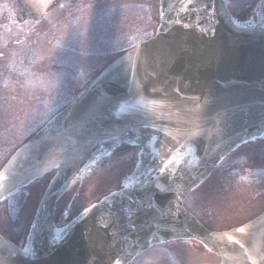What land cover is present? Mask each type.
Returning a JSON list of instances; mask_svg holds the SVG:
<instances>
[{
  "label": "water",
  "instance_id": "obj_1",
  "mask_svg": "<svg viewBox=\"0 0 264 264\" xmlns=\"http://www.w3.org/2000/svg\"><path fill=\"white\" fill-rule=\"evenodd\" d=\"M263 135L264 0L257 21L242 24L225 0H160L155 35L110 63L0 169L1 201L57 168L26 245L0 235V264H126L179 238L201 242L222 264H264V211L213 231L183 206L230 151ZM121 142L141 146L131 181L56 228L55 201L89 169L93 147L103 155Z\"/></svg>",
  "mask_w": 264,
  "mask_h": 264
},
{
  "label": "flooded vegetation",
  "instance_id": "obj_2",
  "mask_svg": "<svg viewBox=\"0 0 264 264\" xmlns=\"http://www.w3.org/2000/svg\"><path fill=\"white\" fill-rule=\"evenodd\" d=\"M43 5L0 0V121L25 122L29 111L37 110L41 126L110 62L153 36L159 23V0ZM104 159L97 157L94 169L102 168ZM83 206H55V224L68 223ZM202 263L194 246L176 240L151 246L127 264Z\"/></svg>",
  "mask_w": 264,
  "mask_h": 264
},
{
  "label": "rangeland",
  "instance_id": "obj_3",
  "mask_svg": "<svg viewBox=\"0 0 264 264\" xmlns=\"http://www.w3.org/2000/svg\"><path fill=\"white\" fill-rule=\"evenodd\" d=\"M39 1L46 5L49 0ZM226 3L230 13L241 18L254 14L258 0H226ZM37 114V110L29 111L28 119L20 123L0 121V168L37 131ZM123 146L112 153L108 167L87 172L65 194L62 201L72 200L77 194V206L83 203L84 198L92 199L115 189L118 178L122 174L127 175L133 162L131 157L120 154V149H126ZM52 175L53 172L48 175L49 178ZM47 182L48 177L45 175L0 202V234L3 237L20 244L28 233ZM183 204L206 227L215 230L236 226L264 210V136L243 143L228 154L187 195ZM200 256L202 264H219L213 253Z\"/></svg>",
  "mask_w": 264,
  "mask_h": 264
},
{
  "label": "snow or ice",
  "instance_id": "obj_4",
  "mask_svg": "<svg viewBox=\"0 0 264 264\" xmlns=\"http://www.w3.org/2000/svg\"><path fill=\"white\" fill-rule=\"evenodd\" d=\"M121 111H124V108L123 107L121 108ZM153 139H155V138L153 137ZM254 139H255V137H254ZM156 187H158V188L160 187L159 182H157ZM133 203H139L141 207L144 206L143 201H133ZM147 207L148 208H152L153 207V205L151 204L150 201H149ZM90 211H91L90 209H85L84 212L81 213L80 215L83 216V217H87L90 214ZM128 211L129 212L131 211V205L129 206ZM129 223L130 224L132 223L131 219L129 220ZM132 226L135 227V225H132ZM237 231L240 232V233H243L245 231V229L240 228V229H237ZM59 239H60V234L57 233V241H59ZM228 240L229 241H232L233 243H239V241L233 240V237L232 236H229L228 237ZM145 243L147 244L148 242L146 241ZM240 247H243V244H241ZM29 251H30V249H27V248L24 249L25 254H28ZM114 264H121V262H120V260L118 258H114Z\"/></svg>",
  "mask_w": 264,
  "mask_h": 264
}]
</instances>
